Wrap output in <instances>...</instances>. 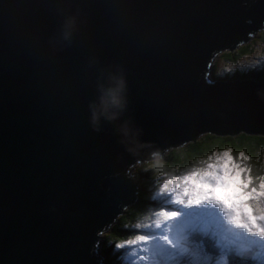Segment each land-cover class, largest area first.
Segmentation results:
<instances>
[{
	"label": "water",
	"instance_id": "95a60500",
	"mask_svg": "<svg viewBox=\"0 0 264 264\" xmlns=\"http://www.w3.org/2000/svg\"><path fill=\"white\" fill-rule=\"evenodd\" d=\"M262 22L264 0H0V264H107L101 237L149 180L136 159L264 136V82L209 77ZM113 74L126 109L93 131ZM125 121L151 146L139 156Z\"/></svg>",
	"mask_w": 264,
	"mask_h": 264
},
{
	"label": "clouds",
	"instance_id": "9594fccd",
	"mask_svg": "<svg viewBox=\"0 0 264 264\" xmlns=\"http://www.w3.org/2000/svg\"><path fill=\"white\" fill-rule=\"evenodd\" d=\"M259 34L264 37V28ZM68 36L65 32L64 38ZM247 63L254 66L255 61ZM97 92L89 104L93 131L102 122L118 121L127 106L122 75L98 83ZM118 134L133 156L151 147L139 142L127 121L119 125ZM167 155L149 151L130 165L152 174L149 199L154 205L124 224L135 231L114 243L121 264H264V157L234 149L228 138L218 139L183 166L169 163Z\"/></svg>",
	"mask_w": 264,
	"mask_h": 264
},
{
	"label": "trees",
	"instance_id": "16d2710c",
	"mask_svg": "<svg viewBox=\"0 0 264 264\" xmlns=\"http://www.w3.org/2000/svg\"><path fill=\"white\" fill-rule=\"evenodd\" d=\"M250 54V46L242 45L238 47L234 51H228L222 53L220 56L226 62H237L242 57ZM262 71L254 67V70H250L248 72L240 73L239 71L231 72L226 71L224 76L221 78L234 80L236 78L242 79H254L257 82H264V63L260 66ZM228 77V78H227ZM233 77V78H231ZM220 138H228L229 142L232 144L234 149L236 150H245L248 154L252 155L255 158L262 157V153L264 152V136L257 135H246L244 133L238 134L236 136H214V135H205L196 140V142L189 143L186 146L178 149H172L169 152V155L165 156V159L169 163L180 164L183 166L184 164L194 160L197 156L203 155L205 151L210 150L212 146L216 144V141ZM222 146V145H218ZM145 178L148 176L146 183L142 184V198L139 202H136L131 206V208L126 211L125 214L120 216V219L114 226H112V232L110 235L105 236L104 242L107 244H114L117 239L126 238L127 236L133 234L135 230L130 228H125L124 224L126 222L134 221L137 214L145 212L149 207L154 205V201L150 200L149 197L152 193L153 188V177L151 173H141ZM143 190H145L143 192ZM104 244V243H103ZM109 251V249H103V252ZM102 252V253H103ZM119 254H121L118 251ZM117 258V257H116Z\"/></svg>",
	"mask_w": 264,
	"mask_h": 264
},
{
	"label": "rangeland",
	"instance_id": "374dc122",
	"mask_svg": "<svg viewBox=\"0 0 264 264\" xmlns=\"http://www.w3.org/2000/svg\"><path fill=\"white\" fill-rule=\"evenodd\" d=\"M259 33L256 34L253 38H251L248 42L245 43V45L247 44L250 46L249 55L242 57L237 62H226L221 56L217 57L214 60L211 74L209 77L212 79H214V77L218 79H224V78H221V76H224V73L226 72L225 68L228 65H232L231 72L240 71L243 73L248 72L250 70H254L251 68H254V67L257 68V66L262 65L264 63V59H262V55H264V37H262ZM257 53H260L261 55H257ZM242 60L245 61L244 64L239 63ZM248 60L255 61L254 66H249V64L247 63ZM170 151H168L167 153H169ZM262 157H264V152L262 153ZM137 173H138L137 170L132 169V174H137ZM128 209L129 208H127L126 211H128ZM119 218L120 217H118L115 220V223L110 225L107 228V230L103 233L100 243L104 242L105 236L110 235V233L112 232V228H113L112 226H114V224L118 222ZM103 249H106V250L109 249V251L103 252ZM100 250H102L103 255H104V260L106 261L107 264H120L121 263V262L119 263L116 259V257L120 256L121 254H119L118 251H114V244L105 245V242H104V244H102V246L100 247Z\"/></svg>",
	"mask_w": 264,
	"mask_h": 264
},
{
	"label": "bare ground",
	"instance_id": "6f19581e",
	"mask_svg": "<svg viewBox=\"0 0 264 264\" xmlns=\"http://www.w3.org/2000/svg\"><path fill=\"white\" fill-rule=\"evenodd\" d=\"M248 42V41H247ZM243 45H245V44H243ZM242 46V45H241ZM240 47V46H239ZM251 69H254V68H251ZM257 69H259L260 71H262V69L260 68V67H257ZM240 72V71H239ZM263 72V71H262ZM240 73H243V72H240ZM228 78V77H227ZM231 78H233V77H231ZM224 81H241V80H245V81H254V80H249V79H242L241 77L240 78H236V79H234V80H228V79H223ZM205 135H207V134H205ZM204 135V136H205ZM126 213V212H125ZM120 219V218H119ZM117 259V258H116ZM117 261L120 263V261L117 259ZM112 263V262H111ZM121 264V263H120Z\"/></svg>",
	"mask_w": 264,
	"mask_h": 264
}]
</instances>
